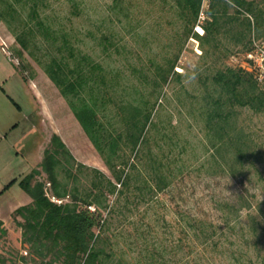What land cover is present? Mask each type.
Masks as SVG:
<instances>
[{"label":"rangeland","instance_id":"374dc122","mask_svg":"<svg viewBox=\"0 0 264 264\" xmlns=\"http://www.w3.org/2000/svg\"><path fill=\"white\" fill-rule=\"evenodd\" d=\"M245 1L260 15L259 27L253 15H238L229 7L218 15L215 31L200 40L191 30L187 8L177 0H44L41 15L52 33L65 34L77 58L88 57L107 77L106 86L100 85L97 92L106 101L98 115L107 129L122 128L119 106L156 102L148 144L131 157L136 168L123 190L41 67L25 52L18 57L15 37L0 23V68L5 62L18 71L0 69L4 264H22L21 230L12 213L30 203V197L19 182L38 167L53 134L89 168L74 166L70 175L58 171L69 191H88L91 182L98 181L93 169L116 186L115 194L107 196V208L100 210L108 221L102 247L114 254L110 264H264V109L237 104L222 108L231 112L230 123L249 145L250 158L242 169L230 159L223 164L206 153L205 112L222 99L214 78L227 69L248 73L244 64L252 35L264 40V0ZM8 3L15 8L11 28L28 37V0H0V11ZM245 18L251 23L249 30ZM50 43L37 35L30 51L46 62L50 54L56 55ZM170 67L163 82L159 73ZM242 76L247 90L261 93L264 101V82L253 89ZM154 158L173 178L162 192L154 191L149 181ZM201 230H215V245L205 244Z\"/></svg>","mask_w":264,"mask_h":264},{"label":"trees","instance_id":"16d2710c","mask_svg":"<svg viewBox=\"0 0 264 264\" xmlns=\"http://www.w3.org/2000/svg\"><path fill=\"white\" fill-rule=\"evenodd\" d=\"M177 1L187 8L192 30L200 0ZM44 4V0H28V37L23 30L16 34L11 28V22L15 17L13 16L15 8L12 4L5 5L3 10H7L6 12L0 11V23L5 24L9 33L15 37L19 47L18 57L25 52L41 67L65 101L113 181L122 190L127 189L131 182L130 171L136 168L130 160L148 144L147 132L150 126L154 127L151 125V119L156 102L152 104L148 100H142L139 106L129 104L119 106L122 128L111 131L107 129L98 115L99 108L104 109L106 101L97 96L100 85L106 86L108 82L106 75L101 67L89 61L88 57L77 58L76 50L65 34L56 36L52 33L50 26L46 24V17L41 15ZM229 7L235 8L238 15L249 13L253 15L259 27L260 15H255L256 9L251 2L212 0L207 12L211 22H206L208 25L203 26L205 31L203 37L194 36L204 40L215 31L218 15L220 12L225 13ZM245 19L246 29L249 30L251 23L248 18ZM37 35L51 41L50 45L52 44L56 50V55L50 54L46 62L36 58L30 51V44ZM57 40L61 41L60 45H56ZM19 67L25 70L24 66ZM170 68L168 72L159 73L163 82H166L168 74L172 71V67ZM242 75L252 82L251 88L259 87L252 74L227 69L225 73H219L214 78L223 100L217 99L214 107L205 112L208 141L206 153H209L211 159L215 158L223 164L228 163L230 159L232 163L238 164L240 169L250 158L249 145L242 139L243 135L236 131L235 125L230 123L231 112L229 110L224 112L222 108L237 104L248 106L255 111L264 109L261 93L254 95L253 91L247 90ZM116 76L117 74L114 75ZM151 162L155 164L151 166L152 175L149 176V181H152L154 191L162 192L171 185L173 178L164 172L162 163L156 164L155 158ZM74 166L83 170L89 169L78 163L60 137L53 134L43 151L38 167L19 182L20 188L31 199L28 205L21 206L12 213L17 227L21 230V245L24 248L22 252L24 256L20 258L22 264H27V261L31 264H110L114 254L107 253L102 247V232L108 221L103 218L100 210L107 208L105 204L107 196L115 194L116 186L100 171L93 169L94 177L98 181H92L88 191L79 192L77 188L69 191L67 184L59 179L58 171L62 170L70 175ZM143 182L149 184L148 179ZM51 198L61 203L56 204ZM89 207L94 211H89ZM96 230L99 231L98 234ZM205 232L204 230L199 232L206 237L203 240L205 244L215 245L212 240L216 234L215 230H210L207 234ZM6 235L7 231L0 221V241ZM0 264H4L2 258Z\"/></svg>","mask_w":264,"mask_h":264},{"label":"built area","instance_id":"2783aa9c","mask_svg":"<svg viewBox=\"0 0 264 264\" xmlns=\"http://www.w3.org/2000/svg\"><path fill=\"white\" fill-rule=\"evenodd\" d=\"M212 0H200L199 11L197 14L196 22L193 27V34L198 37L204 36V25L207 22V12L211 6ZM250 18V17H249ZM244 69L248 73L252 74L255 81L258 84L264 82V40H261L254 35H252L250 41V49L245 55ZM48 188L49 185L47 184ZM51 201L60 204L61 201L51 198ZM89 211L93 212L94 209L89 207Z\"/></svg>","mask_w":264,"mask_h":264},{"label":"crops","instance_id":"0c3cea01","mask_svg":"<svg viewBox=\"0 0 264 264\" xmlns=\"http://www.w3.org/2000/svg\"><path fill=\"white\" fill-rule=\"evenodd\" d=\"M2 64H3V65H2ZM2 64H1V68H0V69H2L3 72H11V71H12V70L9 68L8 64H6L5 62H3ZM16 65H17V63H16ZM14 70H15V72L12 71L14 74H15V73H18V71L16 70V68H15ZM30 202H31V199H30ZM28 204H29V203H28ZM28 204H27V205H28Z\"/></svg>","mask_w":264,"mask_h":264},{"label":"clouds","instance_id":"9594fccd","mask_svg":"<svg viewBox=\"0 0 264 264\" xmlns=\"http://www.w3.org/2000/svg\"><path fill=\"white\" fill-rule=\"evenodd\" d=\"M262 198H264V197H262Z\"/></svg>","mask_w":264,"mask_h":264}]
</instances>
